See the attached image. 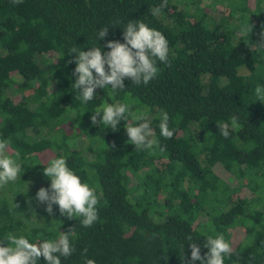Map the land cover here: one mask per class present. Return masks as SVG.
Segmentation results:
<instances>
[{"label":"trees","instance_id":"1","mask_svg":"<svg viewBox=\"0 0 264 264\" xmlns=\"http://www.w3.org/2000/svg\"><path fill=\"white\" fill-rule=\"evenodd\" d=\"M161 3L0 0V139L10 141L8 155L23 166L0 188V243L9 232L39 243L72 229L75 252L62 264H84L85 248L96 264H188L192 242L205 256L206 237L223 234L232 246L225 264H264V104L255 96L264 87V0H212L210 8L203 0H168L154 17L151 9ZM130 21L166 37L170 66L157 62L147 85L125 79V89L98 88L82 103L72 87L77 64L70 49L110 51L105 45L124 43ZM247 24L248 34L241 31ZM103 28L108 35L99 40ZM132 98L153 111L151 151L127 143L125 127L137 123L131 117L117 131L91 121L104 102L130 105ZM164 113L171 139L160 135ZM59 157L95 190L99 219L91 227L62 216L58 205L49 215L36 199L50 188L44 167ZM35 173L39 188L23 190ZM38 264H46L43 257Z\"/></svg>","mask_w":264,"mask_h":264},{"label":"clouds","instance_id":"2","mask_svg":"<svg viewBox=\"0 0 264 264\" xmlns=\"http://www.w3.org/2000/svg\"><path fill=\"white\" fill-rule=\"evenodd\" d=\"M14 5L23 3V0H11ZM168 6V0L151 9V14L159 16L162 9ZM124 43L108 41L105 45L110 51L103 52L101 47H90L88 51L73 47L70 54L75 53L76 68L73 75L77 79L73 82V89L78 90L76 97L82 103L94 99L96 90L110 88L112 92L125 89V79H130L134 85L141 83L147 85L158 75L157 62L168 64L169 46L166 37L158 30L149 27L142 21H130L123 28ZM252 25L242 26L241 31L249 33ZM109 28H103L98 32L97 38L103 40L108 35ZM256 102L264 104V87L257 86L255 89ZM102 115V119L97 117ZM129 117L136 121V126H127V143L134 146L135 150L144 152L151 151L157 141L152 139L153 130L147 122V114L140 111H132L129 104L106 105L96 110L91 121L93 125L103 124L112 131L118 130L121 121L127 122ZM169 116L164 113L159 123L160 135L164 139H171L174 130L169 128ZM235 127L236 118H232ZM219 133L228 138L229 127L225 123H218ZM10 141L0 139V188L10 182H15L23 171L19 157L8 155ZM163 150V149H161ZM44 175L50 178V188H41L36 194L40 203H46V211L53 214V205L59 206L62 216L69 219H78L82 227L88 228L99 219L97 205L99 200L95 190L75 174L67 165L63 157L50 161L43 169ZM72 229L67 233H61L58 238L43 240L32 243L25 236H17L7 233L0 243V264H38L41 257L46 264H62L61 258H68L74 252L70 239ZM188 241H193L191 236ZM204 247L208 249L205 256L201 255L200 247L191 243V261L188 264H225V257L232 254V246L223 234L208 235ZM88 249L85 248L82 255L85 257L84 264H96L94 259L87 258ZM182 261L186 260L183 254Z\"/></svg>","mask_w":264,"mask_h":264},{"label":"rangeland","instance_id":"3","mask_svg":"<svg viewBox=\"0 0 264 264\" xmlns=\"http://www.w3.org/2000/svg\"><path fill=\"white\" fill-rule=\"evenodd\" d=\"M190 1L191 0H189V2ZM203 3L205 4V6L207 8H210V6L212 5V0H203ZM213 10H215V9L211 8L209 13H211L213 17L218 18L220 14H218L216 11H215V13L212 12ZM49 56H51L53 58V56L51 54H49ZM39 59H40V64L42 66L47 67L49 65V63H46L42 57H40ZM52 89L56 90V86L54 85V87ZM109 104L116 105V104H120V102L118 100H115L112 103L107 101V102H104L103 106H106ZM130 105H131L132 111H140V112L146 113L147 114V120H149L151 118L150 114L153 112L152 109L150 107L142 104L139 100L132 98V102L130 103ZM82 139H83V141H85L84 143H85L86 147H88L89 145H92L91 142H89V140H87L85 136H83ZM40 185H41V183L37 180L36 173H35V174L30 175V177L28 178L27 182L24 184L22 189L23 190H30L31 192H33L35 189H37V187L39 188ZM42 185H45V182H43ZM247 194L252 195L251 193H247ZM34 218H36V215L34 216ZM44 221L45 220H43L42 217L39 218V223H43Z\"/></svg>","mask_w":264,"mask_h":264}]
</instances>
